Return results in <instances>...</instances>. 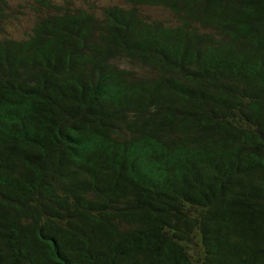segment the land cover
Returning <instances> with one entry per match:
<instances>
[{
  "label": "trees",
  "instance_id": "obj_1",
  "mask_svg": "<svg viewBox=\"0 0 264 264\" xmlns=\"http://www.w3.org/2000/svg\"><path fill=\"white\" fill-rule=\"evenodd\" d=\"M122 1L0 0V264H264V0Z\"/></svg>",
  "mask_w": 264,
  "mask_h": 264
},
{
  "label": "rangeland",
  "instance_id": "obj_2",
  "mask_svg": "<svg viewBox=\"0 0 264 264\" xmlns=\"http://www.w3.org/2000/svg\"><path fill=\"white\" fill-rule=\"evenodd\" d=\"M26 0H9V2L16 6L18 4H24ZM103 4H124L122 0H101ZM146 13L150 14L151 16L155 18H166L170 17L168 13L160 8H146ZM30 12H26L25 15H20L19 19L11 22L9 25H7V32L9 35L13 38L21 39L25 37V33L29 32L32 23H33V17L30 16Z\"/></svg>",
  "mask_w": 264,
  "mask_h": 264
}]
</instances>
